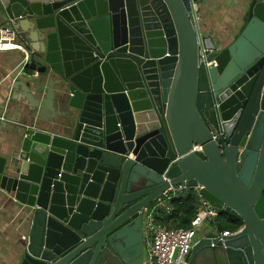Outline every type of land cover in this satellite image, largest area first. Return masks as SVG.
<instances>
[{"label": "water", "instance_id": "obj_1", "mask_svg": "<svg viewBox=\"0 0 264 264\" xmlns=\"http://www.w3.org/2000/svg\"><path fill=\"white\" fill-rule=\"evenodd\" d=\"M225 1L0 0L28 51L0 79L22 116L0 128V195L27 228L10 264H143V208L183 182L242 222L196 257L264 264V0L221 32L203 18Z\"/></svg>", "mask_w": 264, "mask_h": 264}, {"label": "built area", "instance_id": "obj_2", "mask_svg": "<svg viewBox=\"0 0 264 264\" xmlns=\"http://www.w3.org/2000/svg\"><path fill=\"white\" fill-rule=\"evenodd\" d=\"M0 50L23 51L25 55L20 64V71L24 70L25 64L28 62V51L18 39L17 31L10 25H4L0 29ZM216 136L214 134L213 139ZM196 150H199V147L194 144L191 152ZM199 189L200 187L188 186L185 182L170 186L151 204L143 208V242L146 264H187L186 256L199 238L197 236L198 229L204 222L211 227L206 230L205 234L212 233V239L216 241H221L223 237L237 231L217 229L216 216L219 210L200 194ZM190 190H193L196 196L197 205L189 227L180 229L165 227L156 221L157 210L169 211L170 200Z\"/></svg>", "mask_w": 264, "mask_h": 264}, {"label": "crops", "instance_id": "obj_3", "mask_svg": "<svg viewBox=\"0 0 264 264\" xmlns=\"http://www.w3.org/2000/svg\"><path fill=\"white\" fill-rule=\"evenodd\" d=\"M240 3L238 0H226L223 6L217 7L213 14L203 19L211 28L215 25L214 29H223L232 25L237 20H239V24H243L246 7L244 2L240 1ZM24 55L21 50H0V79L5 75L14 78L16 73L18 77L23 76L22 74L25 70L20 72V64ZM3 103L0 98V128L7 116L14 119L15 122L20 123L21 113L19 111H12L11 109L4 110L2 107ZM55 113L56 110L52 101L44 102V105L38 109L39 119L44 123H49L55 116ZM9 135L10 132L0 130V152L4 150V144H2L4 137L6 138ZM20 218L17 212H12L9 209V206L0 195V264H10V259L21 248L23 244L22 239L27 235L25 223L20 222Z\"/></svg>", "mask_w": 264, "mask_h": 264}, {"label": "trees", "instance_id": "obj_4", "mask_svg": "<svg viewBox=\"0 0 264 264\" xmlns=\"http://www.w3.org/2000/svg\"><path fill=\"white\" fill-rule=\"evenodd\" d=\"M26 70V68H25ZM197 200L193 190L179 194L170 200V210H157L156 221L165 227L187 228L196 211ZM242 225L239 218L219 211L216 216L218 230L236 231Z\"/></svg>", "mask_w": 264, "mask_h": 264}, {"label": "flooded vegetation", "instance_id": "obj_5", "mask_svg": "<svg viewBox=\"0 0 264 264\" xmlns=\"http://www.w3.org/2000/svg\"><path fill=\"white\" fill-rule=\"evenodd\" d=\"M213 246V245H211ZM187 263L188 264H219L218 260L220 259L217 248L207 249L204 251V255L201 257H196V254L193 251V246L187 254ZM143 264L145 262V246L143 242Z\"/></svg>", "mask_w": 264, "mask_h": 264}, {"label": "rangeland", "instance_id": "obj_6", "mask_svg": "<svg viewBox=\"0 0 264 264\" xmlns=\"http://www.w3.org/2000/svg\"><path fill=\"white\" fill-rule=\"evenodd\" d=\"M221 32L224 31V29L220 28ZM207 229H211V227L209 226V224H207L206 222L203 223L202 227L200 229H198V233L197 236L201 237L205 234Z\"/></svg>", "mask_w": 264, "mask_h": 264}]
</instances>
